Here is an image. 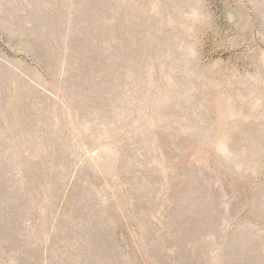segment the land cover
I'll return each mask as SVG.
<instances>
[{
  "label": "rangeland",
  "instance_id": "374dc122",
  "mask_svg": "<svg viewBox=\"0 0 264 264\" xmlns=\"http://www.w3.org/2000/svg\"><path fill=\"white\" fill-rule=\"evenodd\" d=\"M0 264H264V0H0Z\"/></svg>",
  "mask_w": 264,
  "mask_h": 264
}]
</instances>
